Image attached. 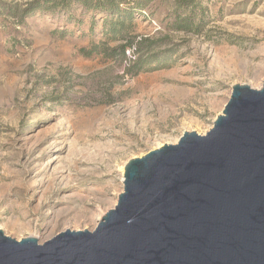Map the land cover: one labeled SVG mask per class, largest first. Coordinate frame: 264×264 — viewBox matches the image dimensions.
<instances>
[{"label": "rangeland", "instance_id": "obj_1", "mask_svg": "<svg viewBox=\"0 0 264 264\" xmlns=\"http://www.w3.org/2000/svg\"><path fill=\"white\" fill-rule=\"evenodd\" d=\"M27 2L0 0V230L16 241L93 231L129 160L205 135L232 86L264 82V0H123L114 14L92 1L23 17ZM185 19L197 31L173 27ZM140 41L138 54L121 48Z\"/></svg>", "mask_w": 264, "mask_h": 264}, {"label": "water", "instance_id": "obj_2", "mask_svg": "<svg viewBox=\"0 0 264 264\" xmlns=\"http://www.w3.org/2000/svg\"><path fill=\"white\" fill-rule=\"evenodd\" d=\"M122 183L93 231L0 230V264H264V82L232 86L205 135L129 160Z\"/></svg>", "mask_w": 264, "mask_h": 264}, {"label": "trees", "instance_id": "obj_3", "mask_svg": "<svg viewBox=\"0 0 264 264\" xmlns=\"http://www.w3.org/2000/svg\"><path fill=\"white\" fill-rule=\"evenodd\" d=\"M92 1L94 2V7L96 9L105 10L109 14L118 13L120 11V5L122 4L123 0H28V2L25 4L24 9L21 12V16L26 17L32 13L35 12H53L56 9H65L69 7L70 5L79 4L85 7L92 6ZM16 7V6H15ZM12 8V10H9L8 13H12L13 15L16 12V8ZM142 8V7H140ZM141 10V9H139ZM120 22H112L109 25L110 33H117V26H120ZM175 29H184V31L193 32L197 31L195 26H193V22L191 20L188 21V19H185L181 22L174 21V24H172ZM144 41L137 42L135 46H131V44H126L121 46V48L124 50L125 48L133 49L135 54H138L141 50V45ZM139 57L135 58L133 60V64H136L139 62ZM146 70H143L142 72H145Z\"/></svg>", "mask_w": 264, "mask_h": 264}]
</instances>
